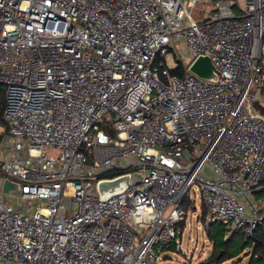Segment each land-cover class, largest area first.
<instances>
[{"label":"built area","instance_id":"1","mask_svg":"<svg viewBox=\"0 0 264 264\" xmlns=\"http://www.w3.org/2000/svg\"><path fill=\"white\" fill-rule=\"evenodd\" d=\"M198 1L0 0V264H162L192 185L206 223L264 234V0Z\"/></svg>","mask_w":264,"mask_h":264},{"label":"rangeland","instance_id":"2","mask_svg":"<svg viewBox=\"0 0 264 264\" xmlns=\"http://www.w3.org/2000/svg\"><path fill=\"white\" fill-rule=\"evenodd\" d=\"M215 1L199 0L191 10L192 16L195 19L205 17L214 6ZM177 48L185 57H188V51L182 41L177 44ZM261 51L262 56L258 60L256 59V62L262 67L260 89L263 93L259 97L264 101V40ZM253 90H256V87H253ZM203 174L208 177L214 176L209 166L205 167ZM13 194L15 196V191L10 192L9 195L11 196L8 198L13 199L11 203L18 208H24L25 202L20 203L18 198L12 196ZM259 196L254 195L253 198L257 199ZM185 199L184 208L187 213L185 221L176 227L177 237L181 242V250L180 252L176 251L173 242L168 244L161 254L162 264H208V257L214 246L230 253V258L223 264H247L253 260V252L262 255L263 249L259 244L260 238L248 237L241 230L235 233L230 241L226 242L225 239L229 237L230 231L224 224L218 222L208 224L204 221L201 193L197 185L191 186L190 193Z\"/></svg>","mask_w":264,"mask_h":264},{"label":"water","instance_id":"3","mask_svg":"<svg viewBox=\"0 0 264 264\" xmlns=\"http://www.w3.org/2000/svg\"><path fill=\"white\" fill-rule=\"evenodd\" d=\"M189 70L197 76L208 79L216 80L219 75V70L213 65L210 58L207 56H198L193 60L189 66ZM142 176L139 173L125 174L110 180H102L98 182L97 189L101 199L116 194L123 189L127 188L130 184H137L141 181ZM17 190L19 184L5 178L2 182L1 189L8 191L9 189Z\"/></svg>","mask_w":264,"mask_h":264},{"label":"trees","instance_id":"4","mask_svg":"<svg viewBox=\"0 0 264 264\" xmlns=\"http://www.w3.org/2000/svg\"><path fill=\"white\" fill-rule=\"evenodd\" d=\"M179 72V71H178ZM261 93H263V91L261 90ZM4 105H5V100H4V87L3 85L0 84V125H4L3 124V121H2V112H3V109H4ZM186 199H184L182 201V207L184 208V201ZM202 211H203V215L205 214L206 212V208L204 206V204L202 203ZM185 209V208H184ZM257 229L255 232H254V238L258 237L260 238L259 240V244H260V241L264 239V234L259 230ZM237 233V232H232L230 233L229 237L227 239H225L226 242L230 241L232 239V236ZM256 254V257L252 259L249 263L247 264H263L264 263V255L262 253V255H259L258 253L256 252H253ZM252 253V254H253ZM230 253L225 250V249H222V248H219L217 249L215 246L214 248L212 249V252L210 254V256L208 257V264H223V262H225L226 260H228L230 258Z\"/></svg>","mask_w":264,"mask_h":264}]
</instances>
